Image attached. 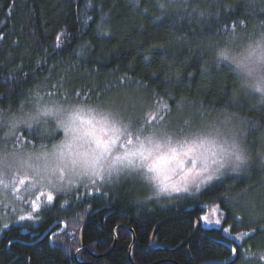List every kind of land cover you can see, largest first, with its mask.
Instances as JSON below:
<instances>
[{
  "label": "trees",
  "instance_id": "1",
  "mask_svg": "<svg viewBox=\"0 0 264 264\" xmlns=\"http://www.w3.org/2000/svg\"><path fill=\"white\" fill-rule=\"evenodd\" d=\"M257 25H264V0H0V112H23L34 89L39 97L109 108L126 99L188 126L229 113L264 145V105L250 93L235 98L236 70L213 62L226 37ZM184 98L192 102L178 103ZM29 131L3 137L2 145L13 148L19 138L22 146L35 145ZM250 150L245 174L214 182L174 207L143 204L146 192L128 181L111 194L58 196L34 224L0 232V264H76L80 248L106 254L118 227L133 232V264H264L261 224L232 251L222 229H204L199 221L205 207L217 204L223 226L244 230L232 202L264 188V158ZM115 236L105 258L80 253L77 262L130 264L132 235L120 229Z\"/></svg>",
  "mask_w": 264,
  "mask_h": 264
},
{
  "label": "clouds",
  "instance_id": "2",
  "mask_svg": "<svg viewBox=\"0 0 264 264\" xmlns=\"http://www.w3.org/2000/svg\"><path fill=\"white\" fill-rule=\"evenodd\" d=\"M213 62L230 64L236 70L240 80L233 92L235 98L250 93L256 98L254 101L256 104L264 105V25H257L246 32H237L226 37L221 44L216 46ZM45 101H47V97L41 101L34 89L33 102L30 107L23 111L25 120L19 118L22 113L19 109L14 112H0L4 116V119H0V145L4 143L3 137H15L21 133L22 129L31 128L33 137H39L41 129L44 127V121L47 119L49 124L55 121L56 125L65 133V139L62 143L65 141L72 142L73 150L79 151L80 155L68 157L69 161L75 159V164L69 162L68 170L63 179L59 177V174L54 177L44 175L36 178L45 188L54 192H68L93 179L104 181L116 173L119 164H114L111 159L93 164L91 155H85L88 139L86 133L90 129L87 121L91 120L98 129L102 122L112 119L114 110L103 104H89L79 101H75V106L72 108L56 107L51 102L46 103ZM191 102L187 98L178 101L182 104ZM77 114L83 120L77 119L75 123H72L73 117ZM237 119L238 117L234 115L222 112L204 125L205 128H211L208 135L215 141V147L212 152L207 153L206 161H197V168L201 171V175L197 176L193 173L192 176L185 178L180 169L176 168L174 173L169 172L157 176L147 169L148 173L152 175L144 178L145 183L149 186V192L142 199L158 200L162 197L180 194L184 191L177 192L174 191V188L186 186L188 189L197 181L206 180L208 177H211L212 181L214 177H217V174L223 176L244 170L252 161L253 154L245 141V133L235 125ZM66 126L70 129L67 133L65 132ZM195 126L199 127V124ZM174 130L169 127L163 132L160 130L150 132L145 127L142 137L139 139L144 143L146 149L151 150L152 157H154L168 153L172 147L179 150L180 143L174 142L168 135ZM132 131L135 134L136 127H132ZM29 154L23 151L0 150V155L5 156L3 164L0 165V178L10 181L14 175L17 177L32 176L33 173L23 166V161L27 159ZM145 155L148 153L145 152ZM65 156L67 157V153ZM152 157L143 163L137 158L140 162L139 168H147L145 165L151 162ZM188 166V168L192 167L191 159L188 160ZM205 168L206 171L203 170Z\"/></svg>",
  "mask_w": 264,
  "mask_h": 264
},
{
  "label": "rangeland",
  "instance_id": "3",
  "mask_svg": "<svg viewBox=\"0 0 264 264\" xmlns=\"http://www.w3.org/2000/svg\"><path fill=\"white\" fill-rule=\"evenodd\" d=\"M227 65L233 68L230 64ZM46 97L47 101L45 102H51L56 107L63 106L67 108H72L75 106L73 102H67L65 100L59 101L54 96L48 95ZM44 98L45 97H40V100L43 101ZM31 104L29 105V107L31 106ZM144 107L145 106L143 104H134L133 102H129L126 99L125 101L117 103L114 106L110 107V109L114 110V115L110 122H117V126L120 127L122 131L121 139L119 141L120 144H123L127 138H132L133 142L136 143V137H142V133L144 132L145 127H147L150 132H154L157 130L163 132L168 129V127H174L175 130L172 131L173 134L168 133V135L174 140V142L177 143L186 142L190 139H196L198 137H207L211 139V137L208 135L211 132V128L204 127L207 121H195L193 122V125L189 126L187 124L179 122L175 124V121L172 119H161V114L156 113V109L152 110V112H147L146 110H143ZM153 116L157 117L154 124L152 123ZM163 123L165 125L164 129L162 128ZM197 124H199V127L195 126ZM235 125L245 133V141L249 148L254 150L255 153L260 156V159L264 158V145L260 142V139H255L256 136H254L253 140L248 136L247 132L244 129L245 126L242 120L237 119L235 121ZM132 127H136L135 134L132 131ZM181 127H187L189 131L193 129L196 132L187 133L189 132L187 131L185 133L186 135H182L184 132H182L181 130L186 131L187 129H181ZM124 129H127V132H125ZM26 130H30V134L31 136H33L31 128H27ZM15 137H17V135ZM7 138L12 139V137ZM64 139L65 133L56 125V122L52 121V123L49 124L48 120L46 119L44 121V127L41 129L39 137L35 138V140L37 141L35 145H28L26 143L24 144L25 146H22L24 140L19 138V141L16 142V146L13 148H6L7 146L5 145H0V147L2 149H7L9 152L23 151L28 153L38 152L51 154L55 152L56 146L58 144H61ZM123 150V148H119L115 154H120L123 152ZM188 160H190V158H185L184 160L185 170H187L189 167ZM139 163L140 162L137 160L136 164ZM118 168L120 169L119 171H117L104 181H97L93 179L68 192L50 191L45 188L42 183H35L30 176L27 178V182L25 184L19 183L20 179H24L23 176L17 177L14 175L10 181L7 179L0 178V232L12 226L34 224L37 219V214H39L40 211H34L33 206L35 205L41 210L51 206L53 202L51 204H48L46 199V195L49 192H51V194L53 195L54 200L58 196H77L78 194L80 196L84 195L90 197L95 195L111 194L117 187H119L122 183L126 181H128V183L130 184L132 183L138 186L140 191L142 190L146 193L149 192V186L145 183L144 178L152 174L148 173L147 168L132 169L123 167L121 165H118ZM246 168L236 174H225L223 176H219V174H217V177L219 178L214 177L211 182L204 181L203 183H201V181H197L193 186L188 187L187 192H181L180 194L162 197L158 200L143 199V204L146 205L150 203H155V205L161 208L174 207L182 199V197L189 199L195 198L199 193H202V191L206 187H208L214 182L220 181L228 176H238L245 174L247 172ZM197 170L199 169L197 168ZM93 181H95V183H93ZM41 193H44L45 195L41 196ZM263 193V187L255 186L252 190L243 193V195L241 196V200L237 202H232L233 205H236V208L239 210L240 214L242 213L236 219L237 222L242 226V229H244L240 230L241 232H235L232 229L231 224H227L226 226L222 225L224 213L217 204L205 207V212L199 216V221L201 223L202 228H230L231 232L229 235H226L224 231L223 234L229 240V247L231 249H235L234 243L240 245L247 238L254 234L255 225L261 224L262 226H260L264 228V209H262V197L264 195ZM21 216H24L25 219L21 220ZM203 216L208 217V222H204L201 219V217ZM28 217H32V219H28ZM217 220L221 221L220 225L216 224ZM237 237L240 238L236 239ZM262 259L263 260L261 261V263H264V257H262Z\"/></svg>",
  "mask_w": 264,
  "mask_h": 264
},
{
  "label": "snow or ice",
  "instance_id": "4",
  "mask_svg": "<svg viewBox=\"0 0 264 264\" xmlns=\"http://www.w3.org/2000/svg\"><path fill=\"white\" fill-rule=\"evenodd\" d=\"M21 120H25V115L22 112L19 117ZM0 119H4L2 113H0ZM81 119L78 114L75 115L72 119V123H75V120ZM157 117H152V123H155ZM90 125L89 131L86 133L88 137L87 143V152L85 155H91L93 164H99L102 161H106L111 159L114 164H119L126 168H139V165L136 164L137 158L143 163L144 161H148L149 157H152V152L150 149H146L145 145L142 141H140L139 137H136V143L133 142L132 138H127L123 144H120L119 141L121 139L122 131L121 128L117 126V122H110L105 120L102 122L101 126L97 129V126L93 124L91 120L87 121ZM69 127H65V132L69 131ZM127 132V129H124ZM130 146V147H129ZM83 147V145H80ZM215 147V141L209 139L207 137L190 139L186 142H181L179 144V150L176 147H172L169 149L168 153H162L157 156L152 157L151 162L146 164L148 171L155 173L157 176L161 174H168L169 172H175L176 168H179L183 173L184 177L187 178L192 176L193 173L199 176L201 175V171L197 170V161L207 159V153L212 152ZM119 148H123V152L120 154H115ZM74 145L72 142L65 141L60 145L56 146L55 152L51 154L47 153H38L33 152L30 153L25 161H23V166L29 169L33 175L30 176L35 183H40L36 178L42 177L44 175L47 176H56L59 174V177L63 179L66 171L68 170L69 162L73 165L75 164V159L71 161L68 160V157H76L79 156V151H74ZM145 152L148 155H145ZM67 153V157L65 156ZM185 158H190L192 160V167L185 170L184 168V160ZM5 159L4 155H0V165L3 164ZM120 169H117L119 171ZM206 171L207 169H203ZM111 175V173H109ZM24 179H20V184H25L27 182V178L29 175L23 176ZM211 177H208L206 180H201V183L204 181L211 182ZM95 183V181H93ZM174 191L187 192L188 189L185 186L184 188H174ZM44 193H41V196H44ZM46 199L48 204H51L54 200L53 195L49 192L46 195ZM34 211H41V209L37 206H33ZM21 220H24L25 217L21 216ZM28 219H32V217H28ZM201 219L204 222H208V217L203 216ZM217 225L221 224L220 220L216 221ZM226 235H229L231 229L228 227H224L222 229ZM237 237L236 239H239ZM235 251V249H232Z\"/></svg>",
  "mask_w": 264,
  "mask_h": 264
},
{
  "label": "water",
  "instance_id": "5",
  "mask_svg": "<svg viewBox=\"0 0 264 264\" xmlns=\"http://www.w3.org/2000/svg\"><path fill=\"white\" fill-rule=\"evenodd\" d=\"M193 221H194V223H195V230H197V229H198V223H197L196 220H193ZM85 225H86V223L83 225L81 231L83 230V228L85 227ZM120 229L128 230V231L130 232V234L132 235V242H131V245H130L129 250H128V261H129L130 264H133L132 261H131V252H132V248H133V246H134V244H135V238H134L133 232H132L129 228H127V227H118V228H116V229L113 231V236H114L113 244H112V246H111V249H110L106 254H104V255H94V254H92L91 252H89V251L87 250V248H80V249L74 254V260H75L76 264H80L79 262H77V257H78V255H79L80 253H86V254H87L91 259H93V260H94V259L105 258V257H106L108 254H110V253L112 252V250L115 248V246H116V236H115V234H116V232H117L118 230H120ZM81 231H80V235H79V241H80V237H81ZM153 237H154V233H152V235H151V241H152Z\"/></svg>",
  "mask_w": 264,
  "mask_h": 264
}]
</instances>
